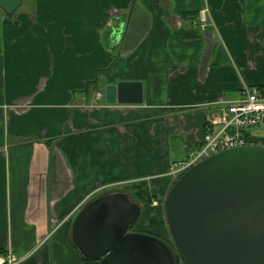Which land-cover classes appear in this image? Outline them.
I'll use <instances>...</instances> for the list:
<instances>
[{
    "label": "crops",
    "instance_id": "obj_1",
    "mask_svg": "<svg viewBox=\"0 0 264 264\" xmlns=\"http://www.w3.org/2000/svg\"><path fill=\"white\" fill-rule=\"evenodd\" d=\"M24 1L0 8V253L84 264L79 210L128 181L166 176L167 190L206 119L264 83V0ZM119 80L141 81L142 102H105Z\"/></svg>",
    "mask_w": 264,
    "mask_h": 264
},
{
    "label": "water",
    "instance_id": "obj_2",
    "mask_svg": "<svg viewBox=\"0 0 264 264\" xmlns=\"http://www.w3.org/2000/svg\"><path fill=\"white\" fill-rule=\"evenodd\" d=\"M22 0H0L13 13ZM107 103H141L142 82L104 86ZM164 211L184 264H264V146L216 151L184 170L167 189ZM140 207L124 191L92 198L71 223L79 253L97 264H175L160 238L129 231Z\"/></svg>",
    "mask_w": 264,
    "mask_h": 264
},
{
    "label": "built area",
    "instance_id": "obj_3",
    "mask_svg": "<svg viewBox=\"0 0 264 264\" xmlns=\"http://www.w3.org/2000/svg\"><path fill=\"white\" fill-rule=\"evenodd\" d=\"M206 17V8H201V27H204ZM246 144L264 146V83L243 84L237 98L221 105L218 112L206 119L201 143L171 171L173 180L216 151ZM19 261L20 258L10 251L0 253V264H18ZM180 263L183 264L181 260Z\"/></svg>",
    "mask_w": 264,
    "mask_h": 264
},
{
    "label": "trees",
    "instance_id": "obj_4",
    "mask_svg": "<svg viewBox=\"0 0 264 264\" xmlns=\"http://www.w3.org/2000/svg\"><path fill=\"white\" fill-rule=\"evenodd\" d=\"M8 14L13 15V13H8ZM89 85H93V86H90V88H94V87L99 86V82H98L97 77L92 79V80H87L85 82V87L83 88V90L85 92L88 89ZM150 180H154V182L152 181L151 185L149 183ZM150 180L147 181V180L143 179V180H138V181H128L127 183L120 184L121 185L120 190L112 189L111 191H124V192L128 193L130 200L139 205L140 215L145 214L147 211H148V213H150L152 210L156 211V209L157 210L159 209L158 207L157 208L150 207L151 205H149V203H151L153 199L159 200L161 198V197H159V194L166 192V184H167L166 181H168V177L156 176L154 179H150ZM150 191H152V193ZM106 192H109V191L104 190L101 192H97L92 198L99 196V195L106 193ZM151 215H152V218H155L156 220L160 221V217L158 215H155L154 213ZM136 225H138V222L134 223V225L131 229L132 231H135L134 228H137ZM139 228H141V227H138L137 229H139ZM70 229H71V224L68 228V232H69L70 240L73 243L71 235H70ZM141 232H147V231H141ZM147 233L153 234L150 232H147ZM160 239L163 240L166 244H168V241L166 240L167 238L162 237ZM73 245H74V243H73ZM168 246L171 247V245H169V244H168ZM80 256H81V259L83 260L84 264H97V262H98V259H89V258L84 257L81 254H80ZM175 264H177L176 263V255H175Z\"/></svg>",
    "mask_w": 264,
    "mask_h": 264
},
{
    "label": "rangeland",
    "instance_id": "obj_5",
    "mask_svg": "<svg viewBox=\"0 0 264 264\" xmlns=\"http://www.w3.org/2000/svg\"><path fill=\"white\" fill-rule=\"evenodd\" d=\"M23 1L24 0H22L21 4L15 9V12H17V10H20L19 8H24V4H26V1H24V3H23ZM257 134H260V132H257ZM181 157H182V154L178 150V138H176V137H171L170 138L169 137L168 154H165V158L167 159V161L170 164H173V162L175 160H178ZM125 183H127V182H125ZM122 184H124V183H122ZM112 189L120 190L121 189V185L120 184L119 185L117 184L115 186L113 185V186H109L107 188L108 191H111ZM150 192L152 193V191H150ZM166 192H167V190H166ZM166 192L165 193H162V194H159V197H161L159 199L160 201L158 199H153L152 202L149 203V205H151L150 207H153V208H157L158 207L159 209L158 210L156 209V211L152 210L150 213H148V211H147L145 214H141L139 216V218L137 219V221H136V222H138V225H136L137 228L138 227H141V228H139V229L134 228L135 231H133V232L147 231V232L153 233L151 235H154V236H156L158 238L159 237L160 238L165 237V238H167L166 240L168 241V244L171 245V247L174 250L175 245L173 243L171 234H170L169 229H168V225H167V221H166V216H165V211H164V206H163V201H164ZM153 213L155 215H158L160 217V221L161 222L158 221V220H156L155 218H152V215L151 214H153ZM129 231H132V230L130 229ZM147 232H141V233L149 234ZM180 260L182 261V259L180 258V256L178 254H176V263L177 264H181L180 263Z\"/></svg>",
    "mask_w": 264,
    "mask_h": 264
},
{
    "label": "bare ground",
    "instance_id": "obj_6",
    "mask_svg": "<svg viewBox=\"0 0 264 264\" xmlns=\"http://www.w3.org/2000/svg\"><path fill=\"white\" fill-rule=\"evenodd\" d=\"M18 263V262H17Z\"/></svg>",
    "mask_w": 264,
    "mask_h": 264
}]
</instances>
